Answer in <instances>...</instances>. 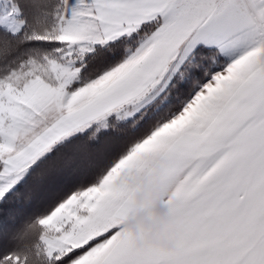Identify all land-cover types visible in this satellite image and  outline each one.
<instances>
[{
    "label": "snow or ice",
    "instance_id": "snow-or-ice-1",
    "mask_svg": "<svg viewBox=\"0 0 264 264\" xmlns=\"http://www.w3.org/2000/svg\"><path fill=\"white\" fill-rule=\"evenodd\" d=\"M0 264H264V0H0Z\"/></svg>",
    "mask_w": 264,
    "mask_h": 264
},
{
    "label": "clouds",
    "instance_id": "clouds-1",
    "mask_svg": "<svg viewBox=\"0 0 264 264\" xmlns=\"http://www.w3.org/2000/svg\"><path fill=\"white\" fill-rule=\"evenodd\" d=\"M163 184L157 181L154 184H145L142 190L137 192L138 201H151V206L142 208L134 216L126 221V227L132 231L140 229L148 230V238L151 243L165 248H174L175 241L170 236L177 232L183 223L182 215H175L166 209L161 199ZM153 217L158 219V223H153Z\"/></svg>",
    "mask_w": 264,
    "mask_h": 264
}]
</instances>
